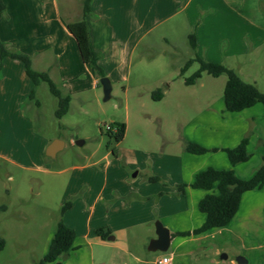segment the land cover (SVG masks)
I'll use <instances>...</instances> for the list:
<instances>
[{"label":"crops","instance_id":"obj_1","mask_svg":"<svg viewBox=\"0 0 264 264\" xmlns=\"http://www.w3.org/2000/svg\"><path fill=\"white\" fill-rule=\"evenodd\" d=\"M83 1L3 0L5 12L0 18V40L10 50L30 55L35 70L49 71L62 94L71 97L70 104L89 90L98 95L103 89L101 76L81 56L77 40L68 27L72 22L86 19L92 46L100 54L99 66L112 85L126 80V89H143L151 96L160 89L163 92L160 100L173 91L176 74L182 76L181 70L191 59V51L194 52L189 42H186L188 50L180 48L169 33L175 35L183 29V34L187 30L188 37L195 31L197 54L201 47L213 46L215 37H224V9L214 6V0H92L91 12L87 15L83 13ZM201 15L203 19L199 24L197 20ZM161 27L164 48L160 55L139 53L143 40ZM151 47L152 44H144V49ZM184 84L186 87L194 85ZM33 88L34 83L19 59L6 56L1 60L0 138H44L34 132L33 120L23 114L25 107L30 105ZM35 104L40 106L41 103L38 100ZM225 108L223 101L219 105L220 114L215 113L210 121L201 118L195 124L197 129H205L206 138L199 135L184 138V143L192 141L208 149L217 148V151L195 154L186 151L184 144L179 179L172 189L130 183L121 195L125 205L121 206L116 219L102 225L109 228V237L104 239L96 233L97 238L89 242L115 248L113 257L99 264H155L164 255L171 257V264H193V256L200 249L221 252L232 247L241 248V254L247 258L243 263L251 264L254 259L257 264H264V185L242 195L237 213L226 226L200 234H180L192 232L204 223L205 214L199 209V202L208 191L188 186L185 192H179L178 184H191L196 175L208 167L234 168L240 178L247 179L263 163L264 120L261 118L264 105L256 103L239 112ZM251 129L259 131L258 138L254 132L255 138H249L251 158L233 166L225 149L236 147ZM50 142L30 154L37 158ZM255 149L260 150V158L255 157L252 151ZM0 158L11 159L14 163L16 160L2 152ZM31 167L52 171L41 161ZM140 171H144L143 176L149 182H155L150 178L159 174V169L147 172L143 168L134 175H139ZM72 207L63 216L71 228L73 223L68 211ZM157 219L171 233L170 246L165 252L148 250L150 240L157 238ZM46 224L49 226L43 234L47 240L43 244L44 255L55 231L52 223ZM85 235L90 237L91 231ZM74 246L71 251L78 250L75 242Z\"/></svg>","mask_w":264,"mask_h":264},{"label":"rangeland","instance_id":"obj_2","mask_svg":"<svg viewBox=\"0 0 264 264\" xmlns=\"http://www.w3.org/2000/svg\"><path fill=\"white\" fill-rule=\"evenodd\" d=\"M214 6L224 9V37H215L214 45L201 47L198 55L208 61L218 59L215 62L234 69L243 80L255 83L264 92V0H214ZM201 19L203 15L197 20L199 24ZM187 33L183 34L182 29L169 35L180 48L188 50ZM161 34L162 27L147 36L139 53L160 55L164 48ZM144 44H152L151 49H144ZM190 56L195 58V53L191 51ZM199 68V61L194 60L184 76L176 74L173 91L163 100L153 99L143 89H126V80H121L112 85L109 99H104L103 89L98 95L89 90L75 97L62 117L56 115L58 98L46 82H41L23 114L33 120L34 132L44 138H0V152L16 159L14 163L0 158V207L5 206L0 209V234L6 239L0 250V264H35L40 260L47 241L43 236L49 226L46 223L56 227L61 207L67 201L73 205L68 215L79 248L46 264L109 261L115 248L89 242L97 238V229L116 219L125 205L122 193L130 183L172 189L179 179L184 138H206L205 129H197L195 124L201 118L210 121L215 113H221L219 105L224 101L227 76L203 72L197 84L186 87L184 77ZM38 100L40 106L35 104ZM120 123L127 128L124 138L117 141L113 133ZM249 131L244 137L258 138L259 131ZM55 139L65 142L55 157L46 154V147L37 158L30 154ZM252 151L260 158V150ZM40 161L52 171L31 167ZM143 168L147 172L159 169L158 180L147 181L144 171L134 175ZM88 230L90 237L85 235ZM241 251L240 247L221 252L200 249L193 256V264H247L238 262V256L246 257Z\"/></svg>","mask_w":264,"mask_h":264},{"label":"trees","instance_id":"obj_3","mask_svg":"<svg viewBox=\"0 0 264 264\" xmlns=\"http://www.w3.org/2000/svg\"><path fill=\"white\" fill-rule=\"evenodd\" d=\"M91 3L92 0L83 1L84 15L91 12ZM4 12L5 4L3 0H0V18ZM68 27L77 40L83 60L95 69L99 76H105L98 63L100 54L92 46L89 25L86 19L83 18L72 22L68 25ZM188 39L191 48L194 50L195 58H191L186 62L181 70V74L184 76L186 68L194 60L199 61L200 68L191 76L184 77L187 85L194 84L202 76L203 72H207L214 77L226 75L227 82L224 89V101L225 107L228 111L239 112L245 108L255 105L256 103H262L264 105V92L261 91L255 83L243 80L234 69L222 63L208 61L201 58L196 53L197 37L194 32L189 34ZM6 56L19 59L24 64L27 75L34 83V88L30 94L31 98L35 96L36 87L41 82H46L52 94L58 98L59 106L56 111V115L58 117H62L68 111L71 97L69 95L62 94L61 90L51 78L49 71L35 70L33 68V62L30 55L21 51L10 50L7 48L6 44L0 40V69L1 60ZM162 96L163 92L160 89L155 90L152 93V98L155 100H160ZM126 128L127 126L125 123L117 125V129L113 133L117 141H121L124 138ZM248 146L249 138L246 136L236 147L225 149L233 166L240 162L248 161L251 158ZM185 149L186 151L195 154H203L208 151V148L192 141H186ZM114 153H116V150H114ZM150 180L157 181L158 178L151 177ZM263 185L264 157L263 163L260 167L250 178L247 179L240 178L234 168L217 169L214 167H208L200 171L191 184H178L177 190L179 192H185L186 188L191 186L193 188L205 189L208 191V193L199 202V209L205 214V221L201 226L195 228L192 232L186 231L181 232L180 234H200L213 228L226 226L237 213L240 207L242 195L247 191L261 188ZM71 206L72 202L67 201L61 207L60 217L57 220L49 249L40 260L35 262V264L56 262L60 258L68 256L70 251L75 248L74 242L76 239V232L73 228L66 225L63 220L65 212L71 208ZM4 208L5 206L3 205L0 207V209ZM96 233L105 239L110 234V230L102 227L97 229ZM5 245L6 239L0 234V250H2Z\"/></svg>","mask_w":264,"mask_h":264},{"label":"water","instance_id":"obj_4","mask_svg":"<svg viewBox=\"0 0 264 264\" xmlns=\"http://www.w3.org/2000/svg\"><path fill=\"white\" fill-rule=\"evenodd\" d=\"M100 82L103 87L104 92V99H109L111 96V90H112V84L110 79L107 76H103L100 79ZM78 144L82 143L80 141H77ZM65 146V142L60 139H55L54 141L50 142L46 149V154L50 157H55L57 152L61 150ZM156 232H157V238H153L150 240L148 244V250L150 251H162L165 252L168 250L171 242V233L170 229L167 228L162 222L157 221L156 222ZM224 257L226 255L224 254ZM238 262L243 263L247 260L243 258L242 256H239Z\"/></svg>","mask_w":264,"mask_h":264},{"label":"built area","instance_id":"obj_5","mask_svg":"<svg viewBox=\"0 0 264 264\" xmlns=\"http://www.w3.org/2000/svg\"><path fill=\"white\" fill-rule=\"evenodd\" d=\"M107 129L110 130L111 126L108 125ZM155 264H171V257L168 255H164L161 258H159Z\"/></svg>","mask_w":264,"mask_h":264}]
</instances>
